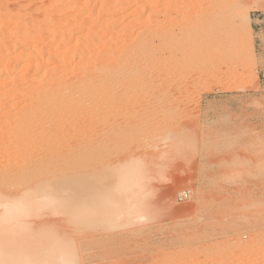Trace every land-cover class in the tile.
Segmentation results:
<instances>
[{
  "label": "rangeland",
  "instance_id": "obj_1",
  "mask_svg": "<svg viewBox=\"0 0 264 264\" xmlns=\"http://www.w3.org/2000/svg\"><path fill=\"white\" fill-rule=\"evenodd\" d=\"M50 1L0 0V12L2 13H0V26H12L11 28H13V25H19L20 22L24 25L25 22L27 28L42 33L44 37L34 44H36V49L41 50L40 56L44 60L57 55L53 53L52 45L58 44L57 46H59L64 39L69 40H66L64 46H73L84 34L83 24L89 26L90 31L96 30L97 27L94 24L99 16L102 20L100 22L103 23L102 26L110 29L103 32L104 39L108 41L111 36L117 38V40H121L122 37L123 40V38H126L124 31L128 33L129 37L130 35L135 37L136 33L140 32L142 28L121 27H125L128 21L134 18L144 19L149 13L148 6L144 10H140L143 12H141V15L138 14L140 11L133 10V6H128L137 3V0H128L124 4L125 9L121 10V13L114 14L121 21L117 28L111 30V27L107 26L106 22L104 23V20L110 16L109 13H102V15L98 13L100 0L92 1L91 6H86L89 10L85 8L83 10L81 7L71 9L65 6L64 8V3L59 4L60 2L53 0L55 2L51 1L53 3L51 5ZM17 3H19V6H17ZM178 4L181 7L178 10V25L182 24L183 27L192 21H196L197 18L199 19L202 15L201 12H204V8L210 6L213 10H217V7H219L221 10H232L244 15V18H246L245 28H178V39L187 37L190 40L189 38L193 34L194 38L204 39L205 41L212 40L214 44L217 41V44L223 37L221 40V43L224 44L222 45L223 48L221 47L219 53L217 52L219 56L217 55L216 58L214 56L210 57L214 54L213 51H216V48L211 47L212 49H208V51L211 49V52L209 51L211 54L208 51L206 54L207 56L210 55L207 57L209 60L207 61L206 58L204 62L200 63L199 58L204 50L195 44L188 45V47L178 50V84L181 83L178 85V98H173L170 95L171 99H168L170 98L168 96V100L164 99L165 102H163L158 97L159 95L154 93L150 96L146 95L148 97H130L124 100L121 107L118 105L120 110L114 108L116 110L112 111L111 116L115 117L116 115V119L121 117L120 121L129 120L127 122L131 125H134L135 122L138 123L137 120L140 123L143 122L141 123L142 129L138 134V141L140 139L141 145L146 149L143 150L139 144L141 149L139 148L137 151L141 154L134 153L135 155L138 153L140 157L133 155L138 159L140 158L139 160H142V157L143 159L147 157L145 161H147V168L150 170L146 169V171L141 172L139 175L142 176L138 175L136 177L138 182L134 183L135 185L131 189H142L140 186L143 184L147 186L146 190L142 189V191H145L143 194H141V189L138 191L133 189L136 193L138 192V195L133 194L134 199L131 198L132 202L135 203V207L132 206V202L129 205L131 206L130 210H134L135 214L130 211L132 214L121 215L122 219L133 216L130 221L132 223L130 226L128 225L126 230L121 227L116 228L115 224L118 225L117 221L121 218L117 215V220H114L115 216L112 218L113 215L117 214L116 212L112 211L114 214H110L111 211H107L108 216L110 215L112 218L109 217V219L114 220L112 221L114 224L112 222V224H108L110 220L107 218L108 216L105 217L106 214L103 210L106 211L112 208L105 207L100 212L105 214H102L103 217L98 218L101 224L103 220L106 221L102 225V227L105 225V229L96 227L99 223L95 218H92V220L89 218L90 223L89 221H83L88 220L85 217L86 214H83L82 222L84 224L79 223L82 224V226L79 225V228L69 226L72 223L67 222L69 225L65 226L67 225L65 221L59 222L65 225L59 223L56 225L53 219L58 221L63 216L61 214L58 215V219L54 217L51 219V216H48L53 221L50 222L49 229L52 228L50 226H53V224L56 225V227L54 225V228L62 225L63 230H66L67 227L73 228L74 231L70 229L73 234L70 232L68 235L76 236V238L72 236L74 241L77 239L76 242L72 239L67 240L71 238V236H66L69 229L67 231L61 229L66 234L63 233L62 236L55 237V240L53 238H50V240L54 244L58 241L55 244L57 246L61 244L59 242L67 237L65 238L66 241L63 240L62 243L65 245L68 241V245L66 244L65 247L62 246L61 248L57 247V249L59 248L58 251L62 250L64 252L71 249L70 251L75 253L74 257L79 261V264H220L222 262L224 264H253L254 261L259 260L260 263L264 264V254L256 253L257 249L264 245V0H178ZM52 7V12L60 9L57 13L60 14L61 12L62 15L72 11L71 16L69 13L66 14H69V16H63L69 19L66 20L68 22L62 21L65 19L61 14L58 17L55 14L56 12L51 13L50 9ZM77 9L82 10L78 11ZM14 11L15 13H13ZM131 12L137 15L133 14V16ZM50 14L56 15H52V25H48V21L51 20ZM60 17L63 19L61 20ZM86 19H89V21H86ZM55 23H60V25ZM15 26L14 28L18 27ZM12 37L13 35L11 37L9 35L6 41L13 40ZM186 39H183V41ZM117 40L110 44L116 45V49H119L121 42L119 41V43ZM31 46L26 45V50ZM64 46H60V48ZM65 49L63 48V50ZM15 50L16 52L20 51L16 46ZM7 52H13V47L3 54ZM12 54L14 52L9 55ZM228 55L231 56L228 57ZM54 61L55 59L52 58L50 62L43 66V69L53 68L56 64ZM76 61L71 62V65L73 66ZM18 67L22 66L19 65ZM160 69V64L154 66L155 73ZM3 75L0 78V87L6 83L3 82ZM19 83L17 82V84ZM116 97L120 99L118 95ZM119 99H115V102L118 103ZM161 106H163L162 109L166 108L165 111H162L165 114L161 110L158 111ZM101 112L106 113L105 111ZM119 112L121 115L117 114ZM159 112L164 115L158 116ZM170 116L174 118L173 121L168 118ZM156 117H164L165 119L167 117V121H164V127L160 130L150 128L155 121H158ZM132 118H135V121ZM175 120L178 121V131L174 129V125H171ZM175 139L180 141L178 142V153L173 148L172 150L171 147L168 148L170 142L175 141ZM155 144L156 148L158 147L157 149L154 147ZM149 146L154 148H149ZM160 152H165V154L160 155ZM173 152H176L177 155L174 156ZM167 155L172 160L167 158ZM149 157H152V161H149L151 166L148 162V159H151ZM154 159L157 160L153 161ZM145 161L143 160V162ZM102 176L103 178H101ZM102 176L100 178L106 180L104 184L107 182L109 184L106 179L107 175ZM92 179H89L90 189H92V186H94V190L97 185H101L98 186L99 188L103 186V180L100 184L99 180ZM108 180H110L109 177ZM115 186L116 184L112 187L115 189ZM118 188L120 189V187ZM118 188L115 191L112 188L108 194L110 193L112 196L113 193L118 194L121 191ZM143 188L145 187L143 186ZM102 189H100L101 192L98 189L100 195L102 192L108 191V189H104V191ZM139 191L141 192L139 193ZM87 193L88 195L91 194L89 200L90 197L92 199L94 192L86 191ZM139 195L143 199H140L142 197ZM104 197L105 199L111 198L106 197L105 194ZM92 202H84L85 206L83 208L88 209ZM127 203H129V200ZM136 203H141V205H136ZM94 204L91 206H94ZM100 204L103 207L102 203ZM98 213L96 212V214ZM43 214L40 216L42 219L47 217L48 213L44 217ZM96 217H99V215ZM28 219L30 220V217ZM45 219L42 221L40 218L39 220L33 218L30 221H33L36 227H31L27 231L32 232L33 237L35 235L38 238V229L42 227L44 222L42 228L46 229L49 223V220ZM91 225H96L97 230H92L94 229L93 226L90 229ZM37 230V234H34L33 231ZM114 231H122V233L116 237H111ZM64 234L65 236H63ZM29 238L33 239L32 236ZM37 241L33 240L32 244H40ZM23 244L24 242L19 245ZM10 251L7 250V253L6 251L3 253L5 258H9L7 255ZM26 251V248H21L22 253H26ZM244 255L251 257L249 259L244 258ZM69 260H71V257ZM4 261L5 259L1 260L0 264Z\"/></svg>",
  "mask_w": 264,
  "mask_h": 264
},
{
  "label": "bare ground",
  "instance_id": "obj_2",
  "mask_svg": "<svg viewBox=\"0 0 264 264\" xmlns=\"http://www.w3.org/2000/svg\"><path fill=\"white\" fill-rule=\"evenodd\" d=\"M51 1L60 2L59 4L64 3V8L65 6L71 9L74 7H81L82 9L85 8L89 10L86 6L90 5L92 1L94 2L95 0ZM100 1L101 4L98 13L101 15L102 13H109L110 15L104 20V23L106 22L107 26L111 27V30L112 28H117L121 19H117L119 17L116 16V18L114 14L125 9L124 4H126L128 0ZM136 2L137 3L134 2L135 4L128 6L134 7L135 5L132 9L138 10V12L149 6L148 15L144 19L134 18L128 21L125 27H121L134 29L142 28L140 32L136 33L137 35L135 34L136 36L134 35L135 37H133V35L131 36L130 32L129 37L128 33L124 31L123 33L126 38H123V40L122 37L121 40H117V38L113 36H111L108 41L105 40L103 32L109 28L106 26L104 28L102 26L103 23L100 22L102 20L99 16L94 24L97 27L96 30L90 31L88 29L89 26L83 24L82 30L84 34L73 46H64L68 39L62 40V44L60 43L61 45L59 46H57L58 44L52 45L53 53L57 55L55 57H49L46 60L40 56L41 50L36 49V44H34L44 37L42 33H37V30L34 29L35 31H32L30 28H27L25 22L24 25H22V22H20L21 24L19 23V25L16 24V26H18L17 28H14L15 25H13L14 29L11 28L12 26H0V39L2 40H0V42H3L2 44L0 43V45H2L0 47V78H2L4 74L3 82L5 81L7 83L0 87V259H5L4 262H6V264H79V261L74 257L75 253L70 251L71 249L68 250V252L62 250L58 251L62 246L65 247L66 244L68 245V241L65 245L62 243L63 240L64 242L66 241L65 238L68 236H71V238L67 240L72 239L74 241L72 238L74 235H68L71 232V228L67 227V229H69V231L66 232L67 237H62L64 239L59 242L63 245L58 244L59 246H56L55 244L58 241L55 244L51 242L50 238L54 239L65 233L62 232V225H58L57 228H60L59 230L54 228L55 224L50 226L52 228L49 229L52 217L57 218L61 214L64 217L57 218L58 221L53 219L56 225L59 222L65 221V224L72 223L75 225L59 224L76 226V228H79V225L82 226V224L79 223H81L84 218L83 214H86V216H84L88 218V220L86 219L83 221H89V218H91L90 220L95 218L96 221L98 220L97 223H99L98 226H95L101 228L104 224L103 222L106 221L103 220L101 224L98 218L103 217L105 214V217H107L109 213L114 214L112 211L116 212L117 214L112 216V218L115 216L114 220L117 216L120 218L121 215L132 214L130 212L132 211V209L130 210V205L132 204L133 206L135 203L132 202L133 200H131V198L134 199L132 197L133 194L138 195V192L136 193L134 191L136 188H133L134 190L131 188L138 182L136 181V177L141 172L149 169L147 168V161H145L147 157L145 159L142 157V160H139L140 158L138 159V157H140L138 153L139 155L141 154L137 151L139 148L141 149L140 139L138 141V134L142 129L141 123L143 122L140 123L139 120H137L138 123H133L135 126L131 125L128 123L129 120L124 119V121H120L121 117L116 119L115 114V117L111 116L112 111L116 110L114 109L115 107L120 110L118 105L121 107L124 100L130 97L150 96V94L153 95L157 93V95H159L158 97H160L163 102H165L164 99L166 100L170 95L173 98L177 97L178 85L181 84H178V50H182L188 47V45H197V47L204 50V53L199 58L200 63L204 62L206 58L210 56L206 54L211 47L213 49L216 48V51L212 50L214 54L210 57L212 58L214 56L216 58L217 55L219 56L217 52L221 50V47L223 48L222 45L224 44L221 43L223 37H221L222 39L218 41L217 44V41L214 44L212 40L205 41L204 39L194 38L193 34H191L190 40H188L187 37V39L184 37L178 39V28H245L246 18H244V15L232 10H221L219 7H217V10H213L210 6H208V8L205 7L206 9L204 8V12H201L202 15L199 19L197 18L196 21H192L183 27L182 24L178 25V10L181 8L180 4H178V0H155L153 2L151 0H137ZM51 5H53V3H51ZM17 6H19V3H17ZM52 9L53 7L50 9L51 13L56 12L55 14L59 17L61 12L60 14L57 12H59L60 9L55 10V12H52ZM77 10L81 11L80 9ZM141 12L142 11L138 14L141 15ZM13 13H15V11ZM67 13L71 16L72 11ZM131 13V15H137L133 12ZM173 13H175V15H173ZM66 14L64 13L61 15L63 17ZM69 14L66 16H69ZM52 15L50 14L51 20L48 21V25L52 23V17L56 16ZM45 18L47 19L49 17ZM63 18L65 20H62ZM63 18L61 19L60 17L64 22L69 20L65 17ZM86 21H89V19H86ZM55 24L60 25V23ZM34 27L36 26L34 25ZM9 35L10 37L13 35L11 39H14L6 41ZM56 37L58 38V35ZM183 39L187 41H183ZM116 40L117 42H121L119 49H116V45L110 44ZM26 45H29V47L32 46L26 50ZM15 46L18 47L20 51L16 52L17 49L15 50ZM60 46L64 47L60 48ZM12 47L14 54L9 55L13 52L3 54ZM63 48L66 49L63 50ZM229 56L231 55H228V57ZM52 58L55 59V66L51 69H43V66L47 64V62H50ZM75 60L77 61L72 66L71 62L73 63ZM208 60L209 58H207V61ZM156 64H160L161 69L155 73L154 66ZM19 65L22 67L19 68ZM194 68L196 69V67ZM183 72L182 70V73ZM17 82H20V85L17 84ZM117 95L120 99L116 97ZM171 96L168 99H171ZM115 99H119L118 103H116L117 101L115 102ZM160 104L162 105V103ZM100 108L102 109L101 111H105L106 113L101 112ZM160 108L161 109L158 111L161 110L162 112L166 110V108L162 109L163 106ZM162 113L165 114V112ZM162 113L160 114L159 112L158 116H163L164 114ZM117 114L121 115L120 112ZM160 118L156 117L158 121H155L153 125L150 126L151 129L160 130L164 127V121H167V117L166 119L164 117ZM168 118H171L172 121L174 119L172 116ZM168 121L170 120L168 119ZM177 122L178 121L175 120L171 125L176 127ZM83 124H87L86 127ZM97 124L98 126H96V128L95 125ZM175 127L174 129L178 131V126ZM105 134L106 136L104 137ZM178 142L180 141L175 139V141L170 142L168 148L171 147V150L173 148V150L178 153ZM141 146L143 150L146 149L143 148V145ZM151 147L152 146H149V148ZM154 147L156 148V144ZM154 147H152V149ZM134 152H138L136 154L138 157H134ZM168 153L170 152L168 151ZM173 153L174 156L177 155L176 152ZM162 154H165V152L160 155ZM149 158L151 159H148V162H151L152 157ZM158 158H160V156H158ZM167 158H169V156ZM169 159H171V157ZM143 160L145 162H143ZM150 162L149 166H151ZM102 175H104V177L106 175L109 177L111 181L108 180L106 176L109 184H107L108 182L105 183L106 185L104 184L106 180H104L105 178L101 179L103 178ZM139 176L141 177L142 175ZM90 178H93L92 180L97 178L96 180H99V183L103 180L102 185L107 187L105 188L102 186V189V187H98L101 185H97V188H95L97 191L94 190V186L90 189ZM115 184V187H120L121 191L118 188L120 192L116 191L118 194L113 193L112 196V194L110 195L108 192H111L112 188L114 189L112 186ZM139 184L141 185V183ZM143 186L145 188H143ZM146 186V184H143L140 187L146 190ZM98 189L100 192V189L103 191L104 189H108V191H104L100 195ZM90 190L94 191L91 192ZM86 191L90 193L94 192L92 194V199L90 197L91 201L89 200L91 194H86ZM141 191H139V193ZM143 192L145 191H142L141 194H143ZM104 194L106 197L109 196L108 198L111 197L113 199H105ZM140 199H143V197ZM92 200H94V202L96 201L95 204ZM128 200L129 203L126 204ZM86 201L92 202L91 205L94 204V206L90 205L88 209H84L83 206H85L84 202ZM99 202L102 203L103 207L100 206L101 204ZM137 204L138 203H136V205ZM138 205H141V203ZM105 207L112 209L104 211ZM102 210L105 214H103V212L100 213ZM107 211L111 212L108 213ZM45 212L48 214L46 213V215ZM96 212L99 213L96 214ZM89 213L91 216H89ZM42 214L43 217L46 215L47 217L45 218L49 221L45 218L42 219V217H40ZM53 214L57 215L55 216ZM94 214L96 215L94 216ZM98 215L99 217H96ZM35 216L39 217L36 218ZM48 216H51V219H49ZM29 217L30 220H33V218L39 220L40 218L42 221L45 219L49 222L46 229L42 228L45 222L42 227H40L43 231L38 229V234L41 235V238L39 235H37L38 238L34 235V239L32 232L27 231V229H31V227H36L33 221L28 219ZM109 217L110 215L107 218L109 219ZM128 217L127 219H122L121 216V221L118 218V225L115 224L116 228L121 227L123 230L128 229V225L130 226L132 223L130 221L133 216L130 218ZM111 219H109L110 222H108V224L113 223L112 221L114 220L111 221ZM92 226L93 225L89 228L92 229ZM95 226H93L94 229L92 230H97ZM104 226L102 228H104ZM67 229L64 230L67 231ZM38 230L33 231V233L37 234ZM71 230H73V228ZM44 231L46 232L44 233ZM73 231L71 232L72 234ZM56 232L58 233L56 234ZM60 232L62 233L60 234ZM121 233L122 231H114L111 237H116ZM65 234L63 236H65ZM30 236H32L33 239L29 238ZM74 237L76 238V236ZM33 240H39L37 242L40 244L33 245ZM76 240L74 242H76ZM73 241L71 242L74 243ZM22 242H24L23 245L26 247L19 245ZM26 244H29L28 246H30V248L27 249L28 246ZM23 247L26 248V253L21 252V248ZM57 247L59 248L57 249ZM7 250H11L8 253L9 255L6 254L9 258H5V254H3L5 251L7 253ZM257 250V254H264V245ZM70 257L71 260H69ZM245 257L244 255V258ZM250 257L251 256L248 255L246 258L249 259ZM259 261H254L253 264H262L260 263L261 261ZM4 262L2 264H4ZM220 264L224 263L222 262Z\"/></svg>",
  "mask_w": 264,
  "mask_h": 264
},
{
  "label": "built area",
  "instance_id": "obj_3",
  "mask_svg": "<svg viewBox=\"0 0 264 264\" xmlns=\"http://www.w3.org/2000/svg\"><path fill=\"white\" fill-rule=\"evenodd\" d=\"M184 196H185V194H184Z\"/></svg>",
  "mask_w": 264,
  "mask_h": 264
}]
</instances>
